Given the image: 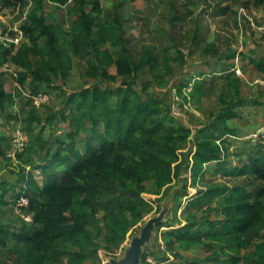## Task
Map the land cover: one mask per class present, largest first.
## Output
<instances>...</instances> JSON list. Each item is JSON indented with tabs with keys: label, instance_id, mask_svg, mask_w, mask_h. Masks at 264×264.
Returning a JSON list of instances; mask_svg holds the SVG:
<instances>
[{
	"label": "trees",
	"instance_id": "obj_1",
	"mask_svg": "<svg viewBox=\"0 0 264 264\" xmlns=\"http://www.w3.org/2000/svg\"><path fill=\"white\" fill-rule=\"evenodd\" d=\"M18 1L0 0L6 6H15ZM50 1L66 5L70 0ZM73 1L79 10L70 13L69 29L49 23L44 13L34 9L23 26L27 41L17 48L0 45V65L11 63L19 67L16 80L21 85L30 80V94L43 91L44 84L53 86L55 78L69 74L73 57L88 58L85 74L103 82L70 93L71 107L59 114L61 122L68 124L66 138L55 152L48 151L49 142L40 131L33 140H26L24 150L17 155L25 167L15 181L21 184L16 198H28L26 209L33 214V225L17 231L0 227L2 242L9 237L18 243L12 250L15 264H87L99 246L89 229V225L99 224L95 212H104L105 242L117 247L125 241L131 227L153 209L144 196L146 181L154 179L156 187L168 194L172 182L185 169L189 168L195 181L202 180L210 162H221L219 167L226 176H246L250 178L247 182L259 183L251 189L239 184L203 187L189 197L185 209L206 205L209 215L218 212L223 219L206 217L202 222L189 221L164 231L168 248L172 250L175 244L192 247L208 241L210 251L222 244L221 251L208 258L212 262L209 264H264V145L249 147L244 152L247 161L243 166L228 168L230 153L224 143L236 131L227 121L237 114L227 110L218 115L216 124L200 130L192 162L182 157L192 128L173 114L171 105L169 109L165 107L162 97L153 92L142 93L132 82L143 70L159 74L170 68L169 49L159 53L146 46L135 58L119 15L113 19L106 15L105 21L98 22L102 13L99 0ZM89 5L91 9L87 10ZM193 39H198L197 34ZM210 51L208 48L205 53ZM178 52L184 64L185 54L179 47ZM243 56L264 77V55ZM236 57V51L227 55L228 59ZM112 67L115 73L111 72ZM225 71L229 72L226 79L234 83L239 93L241 79L235 71ZM16 98V94L0 87L1 121ZM40 108L27 96L26 108L12 113V121L24 120L25 133L31 135L35 124L45 122ZM54 118L52 115L48 120ZM6 142L0 132L1 156L6 154ZM76 143L81 146L74 149ZM60 164L64 166L61 173L56 170ZM35 170L44 175L42 185ZM7 184L1 185L0 203L5 202ZM37 225L40 227H34ZM220 254L228 258L220 259Z\"/></svg>",
	"mask_w": 264,
	"mask_h": 264
},
{
	"label": "rangeland",
	"instance_id": "obj_2",
	"mask_svg": "<svg viewBox=\"0 0 264 264\" xmlns=\"http://www.w3.org/2000/svg\"><path fill=\"white\" fill-rule=\"evenodd\" d=\"M99 1L102 13L97 21H105L106 15L112 19L119 15L123 20L126 35L131 39L135 58L140 56L146 46L159 53L165 48L169 49L170 68L162 70L159 74L149 69L143 70L133 78L132 82L138 91L153 92L162 97L167 109L170 108L174 99V90L177 89L180 95L179 108L186 116L179 118L190 125L193 131L191 145L188 143L185 146L182 157H188L192 162L194 143L200 130L209 127L212 123L216 124L218 115L232 110L237 117L228 120L227 123L236 131V135L227 137L224 143L230 153L227 157V167L243 166L247 161L244 152L258 144L248 136L264 125V77L254 70L243 56L249 53L264 55L262 28L264 0ZM86 8L90 10L91 6ZM34 9L44 13L49 23L61 25L67 30L71 25L70 13L79 10V7L73 0L66 5H58L50 0H33L31 6L27 5L26 0L24 4L18 1L15 6H6L0 2V45L17 48L27 41L25 33L21 37L19 30L23 29L26 22L25 12L30 14ZM188 11L191 13L188 14ZM92 14L96 15V13ZM196 34L198 39L194 40ZM178 47L185 54L184 64ZM208 48L212 51L206 54ZM234 51L237 57L228 59L227 55ZM87 60L88 58L73 57L69 74L55 78L53 86L42 85L41 90L46 91L49 96L48 101L39 109L45 122L35 124L31 135L25 133L24 120L21 119L17 123L12 121L13 114L26 108L27 96L31 90L30 80L21 85L16 80L19 67L11 63L0 65V71L3 73L0 77V87L3 86L6 91L17 95L15 103L3 114V121L0 120V132L7 139L6 154L0 155V192L1 185L8 182L5 202L0 203V227L17 231L24 226L33 225V214L26 209V206L20 204V198H16L17 192L21 190V184L15 181L18 172L25 166L21 164L20 158L14 159L8 156L11 152V139L18 130L24 131L27 141L33 140L42 131L43 137L49 142L48 151H56L59 142L66 138L68 124L61 122L59 114L71 107L68 103L70 93L95 83H103L102 80L93 79L85 74ZM225 68L235 71L241 79L239 93L235 91L234 83L230 84V80L226 79L229 72L225 71ZM238 69H240L239 73ZM169 70H171L170 74L165 75L164 72ZM121 80L122 78H119V81ZM198 85H201L202 89H199ZM186 93L190 96L192 105L188 104L189 98ZM185 104H188V109L185 108ZM52 115H55L54 121L48 120ZM84 135L86 133L83 137ZM220 141L221 139L217 140ZM80 146L76 143L74 149ZM23 157L25 158V153ZM220 163H207L204 178L197 181L191 176L189 168L185 169L182 175L172 182L168 194L156 187L154 179L146 181L144 196L151 202L153 209L145 214L142 221L131 227L125 241L117 247L108 246L105 242L104 212L100 210L95 212L99 224L97 227L89 225V229L99 246L86 263L114 264L121 260L128 254L133 239L141 238L143 230L150 224L152 227L149 230V239L141 247L140 264L212 263L208 258L221 251L222 244H217L213 251L209 250L208 241H202L192 247L175 244L171 250L166 244L163 232L183 226L189 221L202 222L206 217L213 220L223 219L218 212L209 215L205 210L206 205L199 209H185L189 197L198 193L203 187L218 184L232 187L239 184L247 185L251 189L259 183L247 182L250 178L246 176H226L224 170L219 167ZM187 165L185 166L188 167ZM56 170L61 173L64 166L60 164ZM35 175L42 185L44 175L40 171H36ZM28 216L31 217V221L26 219ZM34 227L38 228L40 225ZM262 234L264 236V230ZM16 244L17 241L9 237L4 242L0 238V264H15L16 254L12 250ZM226 258L227 255L220 254V259ZM66 260L67 257L64 256L63 261Z\"/></svg>",
	"mask_w": 264,
	"mask_h": 264
},
{
	"label": "built area",
	"instance_id": "obj_3",
	"mask_svg": "<svg viewBox=\"0 0 264 264\" xmlns=\"http://www.w3.org/2000/svg\"><path fill=\"white\" fill-rule=\"evenodd\" d=\"M26 3H27L28 6H31L33 4V0H26ZM28 16H29V13L26 11L25 15H24V19L27 20ZM262 28H263V31H264V25H263ZM19 32H20V36L22 37L24 35V30L20 29ZM11 41L13 42L12 39H11ZM237 72L239 73L240 69H238ZM174 93H175L174 94V99H173V102L171 104L172 112H173V114L175 116H178V117L183 116L185 118L186 117V116H184L185 113L181 112V108H179L180 95H179L177 89L174 90ZM28 96L32 99L33 104L36 105L37 107H40L41 105L46 103L48 101V99H49L48 94L46 92H44V91H40V92H38L36 94L28 93ZM188 98H189L188 104L192 105L191 104V98H190L189 95H188ZM188 104H185V108L186 109L189 108ZM248 138L253 139L255 142H258V143L264 145V125L258 127V129L256 131L252 132L248 136ZM191 140H192V137L190 138V141H189L190 145H191ZM25 144H26V137L24 135V131L18 130L16 135L14 136V138H12L11 149H10L11 152H9L8 156L13 157L14 159H17V155L24 150ZM19 202L23 206H28L29 205L28 198H26L24 196L20 197ZM26 219L31 221V217L30 216H28Z\"/></svg>",
	"mask_w": 264,
	"mask_h": 264
},
{
	"label": "water",
	"instance_id": "obj_4",
	"mask_svg": "<svg viewBox=\"0 0 264 264\" xmlns=\"http://www.w3.org/2000/svg\"><path fill=\"white\" fill-rule=\"evenodd\" d=\"M150 224L148 228L143 230V235L141 238H135L132 241V245L128 254L119 261L114 262V264H140L141 259V247L149 239L150 234Z\"/></svg>",
	"mask_w": 264,
	"mask_h": 264
},
{
	"label": "crops",
	"instance_id": "obj_5",
	"mask_svg": "<svg viewBox=\"0 0 264 264\" xmlns=\"http://www.w3.org/2000/svg\"><path fill=\"white\" fill-rule=\"evenodd\" d=\"M113 70V71H112ZM111 72H113V73H115V69L112 67L111 68ZM37 170H35V172H36ZM36 176V175H35Z\"/></svg>",
	"mask_w": 264,
	"mask_h": 264
}]
</instances>
